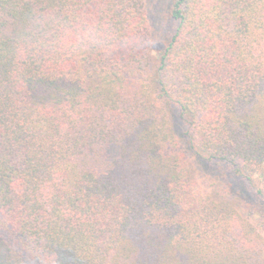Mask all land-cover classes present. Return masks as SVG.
Segmentation results:
<instances>
[{"label": "trees", "instance_id": "16d2710c", "mask_svg": "<svg viewBox=\"0 0 264 264\" xmlns=\"http://www.w3.org/2000/svg\"><path fill=\"white\" fill-rule=\"evenodd\" d=\"M0 0V264H264V0ZM176 119L182 130L174 125ZM231 192V193H230Z\"/></svg>", "mask_w": 264, "mask_h": 264}, {"label": "rangeland", "instance_id": "374dc122", "mask_svg": "<svg viewBox=\"0 0 264 264\" xmlns=\"http://www.w3.org/2000/svg\"><path fill=\"white\" fill-rule=\"evenodd\" d=\"M174 0H146V12L150 25L155 32L166 36L174 29V24L169 18V11ZM174 125L177 129L182 130L180 123L174 119ZM181 149L189 158L190 166L196 176L199 186L204 191L216 189V187L225 184V181L231 182L232 188L231 199L238 207L239 211L248 216L251 222L257 227L260 233L264 236V218H261L253 210L247 209L245 203L258 205L260 199L256 197V193L249 191L244 185L232 179L229 175H224L225 169L222 167L210 168L205 163L197 160L193 154L188 150L184 141L181 142ZM223 180V181H224ZM245 202V203H244Z\"/></svg>", "mask_w": 264, "mask_h": 264}]
</instances>
